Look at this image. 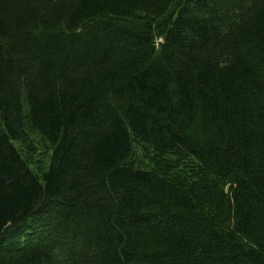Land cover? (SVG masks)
Here are the masks:
<instances>
[{"label": "trees", "instance_id": "1", "mask_svg": "<svg viewBox=\"0 0 264 264\" xmlns=\"http://www.w3.org/2000/svg\"><path fill=\"white\" fill-rule=\"evenodd\" d=\"M0 264H264V0H0Z\"/></svg>", "mask_w": 264, "mask_h": 264}]
</instances>
